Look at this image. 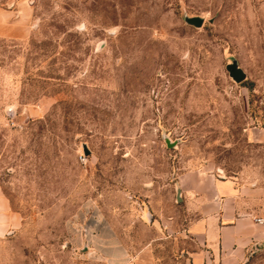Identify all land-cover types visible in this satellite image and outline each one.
<instances>
[{
    "label": "rangeland",
    "instance_id": "1",
    "mask_svg": "<svg viewBox=\"0 0 264 264\" xmlns=\"http://www.w3.org/2000/svg\"><path fill=\"white\" fill-rule=\"evenodd\" d=\"M18 2L31 29L0 36V187L21 223L0 264H104L87 245L108 234L138 264H181L197 242L178 175L264 177V0L0 5Z\"/></svg>",
    "mask_w": 264,
    "mask_h": 264
},
{
    "label": "crops",
    "instance_id": "2",
    "mask_svg": "<svg viewBox=\"0 0 264 264\" xmlns=\"http://www.w3.org/2000/svg\"><path fill=\"white\" fill-rule=\"evenodd\" d=\"M31 29V10L24 3L0 5V36L22 38ZM176 188L194 213L188 229L197 247L187 251L181 264H241L254 249L264 248V177L242 169L215 175L191 169L180 173ZM20 214L0 187V235L14 231ZM104 264H138L130 260L122 242L110 234L96 236Z\"/></svg>",
    "mask_w": 264,
    "mask_h": 264
},
{
    "label": "water",
    "instance_id": "3",
    "mask_svg": "<svg viewBox=\"0 0 264 264\" xmlns=\"http://www.w3.org/2000/svg\"><path fill=\"white\" fill-rule=\"evenodd\" d=\"M188 21L195 25H199L201 23V18L199 16H193L189 18ZM226 68L228 69L229 74L237 81H240L245 77V72L240 67L234 64H227Z\"/></svg>",
    "mask_w": 264,
    "mask_h": 264
},
{
    "label": "built area",
    "instance_id": "4",
    "mask_svg": "<svg viewBox=\"0 0 264 264\" xmlns=\"http://www.w3.org/2000/svg\"><path fill=\"white\" fill-rule=\"evenodd\" d=\"M257 221L262 222L264 219L261 217L256 218Z\"/></svg>",
    "mask_w": 264,
    "mask_h": 264
}]
</instances>
